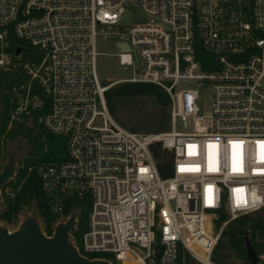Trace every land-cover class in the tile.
<instances>
[{
    "label": "built area",
    "instance_id": "built-area-1",
    "mask_svg": "<svg viewBox=\"0 0 264 264\" xmlns=\"http://www.w3.org/2000/svg\"><path fill=\"white\" fill-rule=\"evenodd\" d=\"M129 5L145 18L127 27ZM11 37L33 55L17 44L25 51L14 57ZM98 38L114 41L119 65L140 60L120 81L166 92L167 131L133 133L113 119L97 76ZM17 69L28 80L5 91L10 121L40 104L36 84L50 100L37 124L65 141L62 160L34 167L56 224L72 214L68 199H89L81 248L71 241L82 257L177 264L182 248L202 264L192 246L209 259L229 221L264 208V0H0V72ZM199 89L211 92L209 115L199 113ZM221 213L220 232L207 234L203 218Z\"/></svg>",
    "mask_w": 264,
    "mask_h": 264
},
{
    "label": "trees",
    "instance_id": "trees-1",
    "mask_svg": "<svg viewBox=\"0 0 264 264\" xmlns=\"http://www.w3.org/2000/svg\"><path fill=\"white\" fill-rule=\"evenodd\" d=\"M17 44L23 43L11 37L10 50L12 51ZM25 48L24 57L28 56L27 53L32 51L27 45H25ZM27 80L28 76L18 69L9 74L0 72V152L3 150L9 156L16 148H19L18 152L22 153L20 157H15V162L18 164V167L15 169V175L2 188L0 222L4 225H17L21 221V218L26 216L28 209L41 222L43 232L47 236H51L53 228L57 223V215L51 211L49 201L41 190L40 180L34 167L43 162L62 160L65 154V141L61 137L47 133L37 124V118L49 112L50 100L36 84L33 85L32 93L38 96L40 104L31 111L30 115L22 116L21 123L10 121L11 101L5 91L12 84ZM143 95L154 96L163 107L167 108L170 104L169 97L162 88L148 83L130 82H122L107 89L105 92V101L109 112L113 114L114 105L119 101L125 98ZM168 120L169 112L163 117L162 121L165 123ZM28 121L30 123L26 126V122ZM165 130L167 129L163 128L159 131L162 132ZM21 143L22 146L18 147L17 145ZM166 158V153L156 147L154 150V159L162 178H167L171 175L170 165L165 160ZM29 167L32 168L30 171L28 170ZM7 188L10 189L9 194L4 193V190ZM80 200L78 198L68 199L64 205L65 214L70 212H77L78 214L75 224L76 229L71 232L72 241L75 246H77L82 235L81 225L83 213L87 212L90 208L88 198L83 199L85 201L83 204L80 203ZM252 214H246L229 221L220 233V237L226 236L228 238V250L232 251L237 258L244 261H247L244 248L245 235L249 236L257 255L264 253V243H257L255 241V235L251 232V230L264 229V225H262L260 220H252ZM226 220L227 216L221 213L215 221L218 231L222 223ZM223 249L218 238L209 261L214 264H221L223 256L219 252ZM106 258L108 257L106 256ZM195 261L188 252L179 248V261L177 264H200Z\"/></svg>",
    "mask_w": 264,
    "mask_h": 264
},
{
    "label": "rangeland",
    "instance_id": "rangeland-1",
    "mask_svg": "<svg viewBox=\"0 0 264 264\" xmlns=\"http://www.w3.org/2000/svg\"><path fill=\"white\" fill-rule=\"evenodd\" d=\"M144 18H145L144 14L138 8L129 5L127 6L124 14L121 17V23L129 27L134 24H139ZM95 49L98 53L97 76L100 82L104 86H107V89L119 83L125 82L120 80L130 79L133 76L134 71L140 68L139 59L137 60L135 59L133 61V66L119 65L117 58L118 50L115 47L113 40H102L98 38L95 42ZM27 55L32 56L33 52L30 51L27 53ZM116 81H120V82L115 83ZM211 102L212 99H211L210 90L199 89L196 105L198 107L200 115H209L211 113ZM170 106L171 104H169L167 108L161 106L157 101V99L152 95L136 96L132 98H125L124 100L119 101L117 104H115L113 108L114 113L111 115L113 119L121 127H123L124 129L130 132L156 134V133H161L159 130L163 128L167 130L169 129L170 114H169V120L167 122L164 123L162 119L164 116L168 114V112L170 113ZM15 122L21 123L22 118ZM29 123L30 121L26 122V126H28ZM176 127L178 130H180V124H177ZM17 146L21 147L22 143L18 144ZM18 150L19 148H16L13 152L16 153L17 157H20L22 153L18 152ZM7 157L8 155L5 153V151L2 150L0 152V171L3 165L6 163ZM17 167L18 164L15 162V169ZM4 193L9 194L10 189L9 188L5 189ZM2 194L3 192L1 191V196ZM84 202L85 201L83 199L80 200L81 204H83ZM88 213L89 210L83 213L82 225H81L82 234L87 230L88 227ZM28 215H31V211L27 209L26 216ZM251 218L252 220H257V221L260 220L262 222V225H264V209L253 213ZM0 224L4 225L1 222ZM4 226H6L10 231H13L16 229L18 224L17 225L9 224ZM75 229H76V225H75ZM204 230L207 234L211 236L220 232V230L218 231L216 227V222L212 220V218L209 215H205L204 217ZM251 232H253V234L255 235V241L257 243H264V229L251 230ZM219 239L222 244V248H224L223 250H220L221 253L219 252V254L223 256L221 264H249L248 261H244L242 259L237 258L232 251L228 250L227 248L228 238L226 236H221V237L219 236ZM70 241H72L71 234H70ZM81 246H82V235L80 237L79 242L77 243V248L80 249ZM194 246H192V248L197 253V256H200L202 258H207L206 256L203 255L201 251L197 249V247ZM260 255L264 256V253L259 254L257 256ZM127 264H134V263L127 262ZM259 264H264V259H262Z\"/></svg>",
    "mask_w": 264,
    "mask_h": 264
},
{
    "label": "water",
    "instance_id": "water-1",
    "mask_svg": "<svg viewBox=\"0 0 264 264\" xmlns=\"http://www.w3.org/2000/svg\"><path fill=\"white\" fill-rule=\"evenodd\" d=\"M118 46L128 50L125 45ZM24 51V47L17 46L14 57ZM15 157L16 153H11L0 171V198L2 188L15 174ZM77 216L73 212L64 222L56 224L51 236L43 232L39 220L32 214L22 218L13 231L0 224V264H111L105 260H89L78 253L70 241ZM244 248L249 264H258L260 258L248 235L244 238Z\"/></svg>",
    "mask_w": 264,
    "mask_h": 264
},
{
    "label": "bare ground",
    "instance_id": "bare-ground-1",
    "mask_svg": "<svg viewBox=\"0 0 264 264\" xmlns=\"http://www.w3.org/2000/svg\"><path fill=\"white\" fill-rule=\"evenodd\" d=\"M194 247H197V246H194ZM198 259L201 261L202 264H213L208 260V258H202V257L198 256ZM125 264H127V263H125Z\"/></svg>",
    "mask_w": 264,
    "mask_h": 264
}]
</instances>
